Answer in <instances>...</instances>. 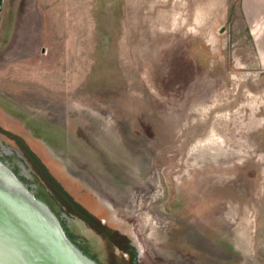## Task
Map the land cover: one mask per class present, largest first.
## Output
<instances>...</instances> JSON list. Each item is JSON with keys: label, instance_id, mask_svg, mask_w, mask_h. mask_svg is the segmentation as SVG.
I'll list each match as a JSON object with an SVG mask.
<instances>
[{"label": "rangeland", "instance_id": "obj_1", "mask_svg": "<svg viewBox=\"0 0 264 264\" xmlns=\"http://www.w3.org/2000/svg\"><path fill=\"white\" fill-rule=\"evenodd\" d=\"M213 7L0 0V159L98 264H264V64Z\"/></svg>", "mask_w": 264, "mask_h": 264}, {"label": "water", "instance_id": "obj_2", "mask_svg": "<svg viewBox=\"0 0 264 264\" xmlns=\"http://www.w3.org/2000/svg\"><path fill=\"white\" fill-rule=\"evenodd\" d=\"M0 264H98L65 233L51 207L1 159Z\"/></svg>", "mask_w": 264, "mask_h": 264}, {"label": "crops", "instance_id": "obj_3", "mask_svg": "<svg viewBox=\"0 0 264 264\" xmlns=\"http://www.w3.org/2000/svg\"><path fill=\"white\" fill-rule=\"evenodd\" d=\"M213 6L214 10L224 12L225 16L233 8V16L247 27V34L264 64V0H213Z\"/></svg>", "mask_w": 264, "mask_h": 264}, {"label": "trees", "instance_id": "obj_4", "mask_svg": "<svg viewBox=\"0 0 264 264\" xmlns=\"http://www.w3.org/2000/svg\"><path fill=\"white\" fill-rule=\"evenodd\" d=\"M19 140V142L23 145V147L25 148L24 151H25V154L26 156L29 158V160L32 162V164L34 165V167L36 168V165L37 163L39 164V158L36 157L31 151L30 149L28 148V146L25 144V142L21 139V138H17ZM41 162V161H40ZM42 163V162H41ZM67 200L71 199V196L70 194L67 192ZM72 204V203H70ZM69 205V204H68ZM70 208L73 207V204L72 205H69ZM87 210V209H86ZM87 212L89 213V211L87 210ZM86 215V219L90 222L93 221V225H96L98 227H100V230L103 232V233H106L110 238L114 239V245L115 246H119V247H126V243L122 242L121 239H117L116 236H117V231H110V228L108 227V225H103V224H100L99 221L95 218L94 215H88L87 216V213H84Z\"/></svg>", "mask_w": 264, "mask_h": 264}]
</instances>
